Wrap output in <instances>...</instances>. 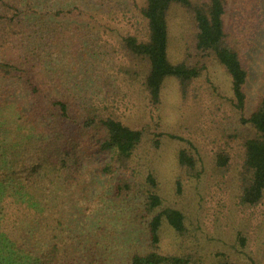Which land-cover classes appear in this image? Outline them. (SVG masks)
I'll list each match as a JSON object with an SVG mask.
<instances>
[{"label":"trees","instance_id":"16d2710c","mask_svg":"<svg viewBox=\"0 0 264 264\" xmlns=\"http://www.w3.org/2000/svg\"><path fill=\"white\" fill-rule=\"evenodd\" d=\"M130 5L143 29L94 50L95 15ZM234 5L0 0V264H201L178 245L191 232L187 192L204 200L231 186L241 210L264 205V21L254 30L249 7L232 18ZM213 63L231 80L232 142L203 152L178 139L171 151L158 129L167 84L187 99Z\"/></svg>","mask_w":264,"mask_h":264},{"label":"rangeland","instance_id":"374dc122","mask_svg":"<svg viewBox=\"0 0 264 264\" xmlns=\"http://www.w3.org/2000/svg\"><path fill=\"white\" fill-rule=\"evenodd\" d=\"M233 1L238 5L233 6L235 11L231 13V17L236 14L244 18L236 9L246 4L252 20L257 18V21L247 24L254 25V30L260 31L264 21V9L261 12L263 2L259 4V0ZM112 13L95 15L96 22L92 23L90 32L92 35L100 34L101 41L94 45V50L106 43L116 45L127 31L139 27L142 30L144 27L139 11L133 5L124 9L121 7ZM181 19L180 13H172L170 16V58L173 61H177L181 56V39L176 31ZM231 98V80L215 63L211 64L210 69L194 84L187 99L180 97L176 86L170 81L164 98L165 124L159 125L158 128L159 133H164L170 141V150L176 151L182 144L178 139L195 141L203 152L212 151L213 145L231 141L230 135L237 118ZM141 121L133 119L131 123L138 126ZM216 132L219 139L214 141ZM233 143L236 150V142ZM165 188L171 190L168 183H165ZM188 193L183 203L178 200L179 206L181 203L192 218L189 224L191 232L186 244L181 245L178 242L181 251L193 254L202 260L201 264H220V261L228 260L232 264H264V205L256 210H241L236 205L233 197L235 192L231 186L215 190L213 194L205 193L207 197L204 200L201 197L196 200L193 196L188 197ZM17 207H11L12 210L5 220L6 226L10 227L13 222L11 216L18 213ZM241 234L248 240L245 250L239 246ZM172 245L170 251H179L176 241H173Z\"/></svg>","mask_w":264,"mask_h":264}]
</instances>
